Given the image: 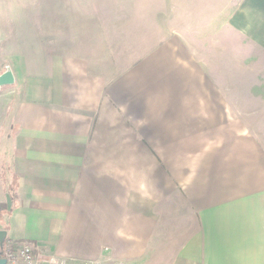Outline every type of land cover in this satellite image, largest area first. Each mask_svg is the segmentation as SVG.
I'll return each instance as SVG.
<instances>
[{"label": "crops", "instance_id": "crops-1", "mask_svg": "<svg viewBox=\"0 0 264 264\" xmlns=\"http://www.w3.org/2000/svg\"><path fill=\"white\" fill-rule=\"evenodd\" d=\"M156 4L148 50L94 14L12 46L0 229L69 262L264 264V0Z\"/></svg>", "mask_w": 264, "mask_h": 264}, {"label": "rangeland", "instance_id": "rangeland-1", "mask_svg": "<svg viewBox=\"0 0 264 264\" xmlns=\"http://www.w3.org/2000/svg\"><path fill=\"white\" fill-rule=\"evenodd\" d=\"M158 1L0 0V72L12 67V46L30 44L33 48L58 51L56 47L70 39V37L64 38L65 35L61 36L63 31L75 35L85 30L83 22L75 20L76 16L92 14L100 17L111 16L115 19L116 27L121 28L131 21L133 32L131 43L134 51L135 46L139 47L141 41L139 29L143 24L146 32L142 37L141 46L142 49L148 50L160 43L169 29V25L165 24L168 23L170 16L162 19L164 6L157 5ZM77 23L80 24L77 25ZM126 26L128 28V25ZM127 28L125 30H128ZM135 55L132 53V58ZM0 217V222L3 223L4 216Z\"/></svg>", "mask_w": 264, "mask_h": 264}, {"label": "built area", "instance_id": "built-area-1", "mask_svg": "<svg viewBox=\"0 0 264 264\" xmlns=\"http://www.w3.org/2000/svg\"><path fill=\"white\" fill-rule=\"evenodd\" d=\"M0 257L5 259L4 264H93L90 261L69 262L65 258L53 255L42 257L34 243L27 240H12L6 238V235L0 247Z\"/></svg>", "mask_w": 264, "mask_h": 264}, {"label": "water", "instance_id": "water-1", "mask_svg": "<svg viewBox=\"0 0 264 264\" xmlns=\"http://www.w3.org/2000/svg\"><path fill=\"white\" fill-rule=\"evenodd\" d=\"M13 73L10 69L3 71L0 73V86L9 85L13 83ZM6 235L5 230H0V247H2L3 239ZM5 259L0 257V264H4Z\"/></svg>", "mask_w": 264, "mask_h": 264}, {"label": "trees", "instance_id": "trees-1", "mask_svg": "<svg viewBox=\"0 0 264 264\" xmlns=\"http://www.w3.org/2000/svg\"><path fill=\"white\" fill-rule=\"evenodd\" d=\"M0 208H1V205H0Z\"/></svg>", "mask_w": 264, "mask_h": 264}]
</instances>
